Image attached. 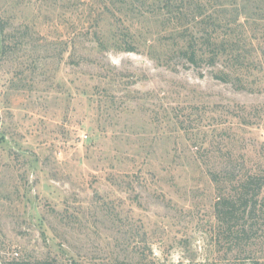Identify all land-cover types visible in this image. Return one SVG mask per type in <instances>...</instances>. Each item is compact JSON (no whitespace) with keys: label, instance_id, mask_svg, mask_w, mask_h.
Masks as SVG:
<instances>
[{"label":"rangeland","instance_id":"rangeland-1","mask_svg":"<svg viewBox=\"0 0 264 264\" xmlns=\"http://www.w3.org/2000/svg\"><path fill=\"white\" fill-rule=\"evenodd\" d=\"M119 2L0 0V264L264 263V225L235 245L215 218L222 158L194 156L239 135L256 161L264 130L213 133L211 111L264 93L153 51L167 28ZM127 28L137 51L113 46Z\"/></svg>","mask_w":264,"mask_h":264},{"label":"trees","instance_id":"trees-1","mask_svg":"<svg viewBox=\"0 0 264 264\" xmlns=\"http://www.w3.org/2000/svg\"><path fill=\"white\" fill-rule=\"evenodd\" d=\"M120 2L128 7L133 17H139L151 29L155 30L158 25L167 28L165 32L171 43L149 46L153 51H174L190 66L200 68L206 64L212 67L210 75L213 79L230 84L238 91L264 93V0ZM124 30L126 34L123 37L116 34L110 38L114 48L137 51L138 45L131 31L128 28ZM223 110V117L216 109L211 111L213 133L222 129L221 134L227 135L231 128L244 132L253 127L264 130V104L251 107L237 105ZM236 136L224 138L223 144L214 142L215 137L204 151L195 144L194 156L198 160L216 155L222 158L218 167L208 170L214 187V215L222 225V232L232 235L231 243L248 246L253 245L254 233L264 225V142H259L260 152L253 162L245 154L248 144H244L242 138L236 140ZM204 144L202 141L199 146ZM250 255L248 258L254 257ZM11 264L56 263L21 261ZM117 264L125 263L119 261ZM251 264L264 263L254 260Z\"/></svg>","mask_w":264,"mask_h":264}]
</instances>
